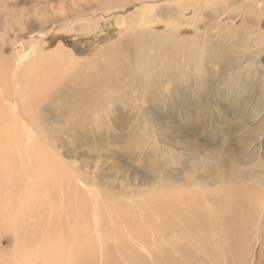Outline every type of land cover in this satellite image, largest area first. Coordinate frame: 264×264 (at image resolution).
Returning a JSON list of instances; mask_svg holds the SVG:
<instances>
[{"label":"bare ground","instance_id":"obj_1","mask_svg":"<svg viewBox=\"0 0 264 264\" xmlns=\"http://www.w3.org/2000/svg\"><path fill=\"white\" fill-rule=\"evenodd\" d=\"M169 1L171 4L162 10L166 23L161 20L158 23L145 22L146 19L142 16L141 20L144 22L142 27L136 28L129 23L126 24V28L119 34L117 43L113 45L114 47L116 45L119 49L115 50L121 53V56L119 54V58L114 57L111 63L116 68L114 71L118 72L117 75L112 73L111 75L106 70L103 71L104 74L86 76L87 79L83 83L71 84L70 87L61 86L57 91L50 93L49 99L52 103L50 107L59 110V114H47L46 118L41 119L37 115L39 112L34 100L36 92L34 94L29 91L31 93L29 94L19 89L16 94L17 101L9 99L11 94L7 85V72H0V179L12 181L17 175L11 168L14 162L11 159L13 154L10 152L9 145L18 141L17 135L16 137L13 135L17 132V128L15 131L11 130L15 128V119H9V116L7 118L6 110L10 109L15 117L21 113L22 117L23 115L28 117L33 123L35 121L34 125H39V129L45 133L43 138L47 148L44 152L47 154L45 157L54 158L60 164L70 167L56 151L52 156L48 154L53 151L54 146L47 140L46 133L48 131L53 133L54 130L60 132L64 129L62 133L73 137L72 144L71 142L69 145L63 144L65 147L72 145L69 147L71 151L83 150L85 154L93 153L98 158H100L99 154L102 155L104 152V156L113 161L110 177L97 174L92 175L90 179V173L80 163L81 166L70 167L71 171H68V168H66L67 171L62 167L58 168L57 173L60 179L69 181L74 175L79 181L87 179L89 181L86 182L87 184L102 185L109 181L105 180L109 177L114 180L112 184L115 183L117 186L112 189L107 187L99 189L92 201L96 218L92 227L97 232L96 240L101 245L99 251L95 246L96 241H91L87 232L89 220L87 222L84 220L81 225L85 232L74 233V237L82 238L84 243L77 249L75 247L74 261H56L51 256H55L57 250H53L50 244H41L35 255V258L40 261H17L15 256L16 261L12 264H152V260L142 261L140 256L142 251L151 258L158 259L155 262L163 261L160 256L164 254L170 255L173 261L177 259L181 262L193 260L195 255L200 257L206 255L207 252L203 246L207 248L209 241L216 243L221 237H224L223 244L227 245L225 248L232 247L234 253L233 243L235 245L236 241H240L235 234L246 226L243 215L247 206L244 207V201L242 205L236 201L239 212L232 210L234 204L230 199L237 200L234 192L242 189V187L236 189L227 186L237 178V173H234L237 170L231 168L227 173V161H233L235 156L232 153L228 159L224 158L220 155V150L215 154L214 152L204 154L203 146L198 144L195 137L206 132L207 120L230 117L234 121H244L246 117L244 106L251 102L257 92L256 103L260 102V106L264 108V26L262 25L264 17L260 15L264 16V0H253L254 2L250 3H247L249 0ZM143 3L148 5L152 2L146 0ZM243 8L246 10L244 14ZM230 21L235 22L233 24ZM121 24L118 30L124 27L123 20L118 22V25ZM164 26L167 27L164 28ZM228 28L230 29L226 31ZM213 31L215 33H212ZM120 35L123 38H120ZM152 51L155 53L154 56ZM150 73L153 77L148 79ZM253 76H256V79H253ZM211 96H214L215 100ZM9 100L13 102V104L10 103L13 105L11 108L5 105V101ZM133 101L149 102V113L160 116L165 125H170L169 127L164 125L162 128L155 126V131L158 132H153L155 138H152L159 142V146L154 142L152 144L148 124L129 125V120L124 113L127 108H134L131 106ZM18 103L20 113L16 109L19 107ZM111 106L113 109L110 108ZM257 106L259 108V105ZM114 112L116 114L112 119L111 113ZM71 118H74L71 125L67 124V126L63 123L69 122ZM139 118L141 117H136V121L141 120L144 123L143 119ZM48 119H52V124L44 125L43 120ZM88 121L96 124L89 126ZM61 123L64 127H58ZM172 123H174L173 126H171ZM110 129L122 135L109 137L107 133ZM221 131L223 132V130L213 132L216 133V138ZM235 132L236 128L227 127L220 140L224 143H233L231 139ZM34 135H30L34 140L33 147L38 143ZM156 135L160 137L165 135L166 144L159 141ZM60 145L63 146L62 143ZM179 145L183 146L179 147ZM32 149L36 150L35 147ZM143 149L146 151L143 152ZM173 149L178 150L177 156L171 155ZM119 152H124L129 161H132L133 172H128L129 165L125 166V169L124 166L119 165L121 163L117 161ZM113 153L116 155L113 156ZM205 156L210 158V161L213 160L215 169ZM36 159L39 160L37 170L39 167L46 177L50 176L49 173L47 174V167H42L45 164L44 158L43 161L41 157ZM180 160H184L183 164ZM173 164H179L181 167H174ZM262 166L264 167V164ZM90 169L95 170L91 167ZM33 171L36 172L34 168ZM207 172H212V176H208ZM132 173L140 178H135ZM241 178L259 183L264 187V173L252 174L251 171H246L242 173ZM212 179L215 181L214 184L221 186L220 190L208 189ZM74 191L77 194L79 190L74 188ZM154 193L152 197L136 200L130 205L121 202ZM237 196L240 197L239 194ZM85 208L84 206L83 209ZM100 211L107 214L106 218L108 217L114 237L112 241L116 244L117 261H111V253L107 244H104L106 236L101 224L105 222H102ZM207 219L212 223H207ZM219 226L224 231L227 229L228 231H222ZM210 228L211 237H208L206 232ZM215 229L216 233L213 232ZM168 236L170 238L166 243L164 242L168 248L163 249L160 243ZM213 236L215 238H212ZM155 244H158L161 250H156V254L152 256ZM159 251H161L160 254ZM222 251H224L223 246ZM98 252L101 260L96 261ZM239 254L242 255V251H239ZM163 264H167V261L164 260Z\"/></svg>","mask_w":264,"mask_h":264},{"label":"rangeland","instance_id":"obj_2","mask_svg":"<svg viewBox=\"0 0 264 264\" xmlns=\"http://www.w3.org/2000/svg\"><path fill=\"white\" fill-rule=\"evenodd\" d=\"M144 1L146 0H0V51H2L0 52V72H7V85L10 88L7 87L11 94V98L9 99L17 101L16 94L19 89L25 90V93H29V91L34 92V94L37 93L36 98H33L36 100L35 105L38 107L37 112L39 113H37V115L43 119L46 118L47 114H59V110L50 107L52 103L49 99L51 98L50 93L52 94L57 91L59 87H70L77 83H83L87 77L96 74H104L106 70L109 74L112 73L117 75L118 72L114 71L116 68L111 63L113 61L112 59H114V57L119 58L121 53L115 50L119 48L113 45L117 43L119 34L126 28V24L129 23L133 25V27L140 28L144 23L141 20L142 16L145 17V22L158 23L164 21V23H166V19L164 18L165 14H162V10H165L166 6L171 4V2L169 0H151L152 3L147 5L143 3ZM250 2L254 1H247V3ZM242 10L244 14L246 10L244 8ZM260 15L264 17L262 14ZM120 20H123L124 27L118 30L117 28L122 26V24L118 25ZM240 20L239 18V21ZM230 22L234 24L235 21ZM262 25L264 26V24ZM166 27L167 26H164V28ZM229 29L230 28L226 29V31ZM212 33H215V31ZM120 38H123V36ZM133 47L135 46L133 45ZM101 48L102 50L100 51ZM152 54L153 56L155 55L153 51ZM152 77L153 75L151 76L150 73L148 79ZM252 78L256 79V76ZM2 89L4 88L2 87ZM257 96L258 92L256 95L254 94L251 102L244 106V109L246 108V117L244 121H234L230 117L226 119L217 117L218 119L216 120H207L205 118L207 120L205 123L206 132L195 137L198 144L203 146L202 151L204 154L207 152H214L213 154H215L220 150V155L224 158L228 159L232 153L235 156L233 161H227V173L233 168V170H237L234 172L235 174L237 173V178L233 183L227 184V186L236 189L242 187V189H240L241 191L235 190L234 192V196H236L237 200L230 199L234 204L232 210L239 212L236 206L237 203L235 204L236 201H239L241 205L244 201V207L245 205L247 206L243 215L244 219H246V226L245 229L237 231L235 234L240 241H236L235 245L233 243V248H235L234 253L232 247L226 249L227 245L223 244L224 237H221L216 243L209 241L207 243V248L203 246L207 254L202 257L195 255L193 260L180 262L175 259L173 261L170 255L164 254V256H160L163 261L159 263L155 262L158 259H153L147 255L145 251H142L140 255L142 261L152 260V264H163L164 260L167 261V264H173V262H175V264H264V187L259 183L250 182L249 180L241 178L242 173L246 171H251L252 174L264 173V167L262 166V164H264V108L260 106V102L256 103V101H258ZM211 98L215 100L214 96H211ZM11 100L5 101L7 108L13 107V102ZM149 105V102L133 101L131 106L134 108H127L124 115L129 120V125L131 126H133V124L134 126H144L148 124L149 134H151V139L153 140L152 144L156 143L159 146V142L156 139L154 140L155 134L153 132H158L155 131V128L164 127L165 122L160 119V116H154V114L151 115L149 113ZM257 105H259V108ZM17 106H19V103ZM110 108L113 109V106ZM16 109L20 113V106ZM6 111L7 118L9 116V119H15V128H11V130L15 131L17 128V132H14L15 134L13 135H17L16 139L18 142H12L9 145L10 152L13 154L11 159L14 162L11 168L17 175L12 181L4 179L5 183L3 179H0V182H2L0 183V264H12L16 260L40 261L35 258V255L41 244H50L49 246H52L53 250H57V252H55L56 254L50 252L51 254H55V256H51V258L56 261H74L76 258L75 247L77 249L84 244L82 238L74 237V233L85 232L83 231V225H81L84 220L86 222L89 220L87 223L90 225L87 232L91 237V241H96L95 246L97 251H99L101 245L99 244L100 242L96 240L97 232L93 229V222L96 218L94 216L92 201L94 200V194H96L99 189H106V187L112 189L117 187L115 183V186L112 184L114 180L109 178V175L112 173L110 170V167L113 166L112 159H107L104 156V152L102 155L101 153L99 154L100 158L96 157L93 153L87 155L83 150H76L73 152L69 148L72 147V145L65 147V145H69L70 142L72 144L73 137L71 138V136L62 133L64 129L60 132L54 130L53 133L48 131L46 133L47 140L54 146V149H52L53 151L48 154L52 156L54 155V151H56L65 164L68 163L67 165L73 168L81 166L82 164L84 168H86L85 170L90 173V179L92 175L97 174L109 176L105 178V180L109 181H106V184L103 183L102 185L87 184L86 182H89L87 179L79 181L75 179L74 175L69 181L60 179L57 170L59 171L61 167L63 170L66 168L69 169L65 171H71L72 169L60 164L59 161L57 162L54 158H52V160L45 157V155H47L46 153L44 154V152H46L45 149H47L43 143L45 140L43 139L45 133L39 129V125H34L35 121L33 123L28 117L24 115L22 117L21 113L15 117L11 114L12 111L10 109ZM115 114L116 112L111 113L112 119ZM136 117H141L139 119H143L142 121H144V123L141 122V120H137V122ZM146 118L149 119L146 120ZM52 122V119L43 120L44 125H51ZM73 122L74 118H71L69 122L65 121L63 123L65 125H71ZM63 123L58 127H64ZM89 124V126H94L96 123L94 124V122H92L91 124V122H89ZM173 124L174 123H172L171 126H173ZM23 126H25V129ZM165 126L169 127L170 125L166 124ZM229 126L233 129L236 128V132L231 139L234 144L230 142L224 143L220 140L224 130ZM150 127H152V129ZM22 129H24L23 132ZM220 130H223V132L221 131L219 137L216 138V133L214 134L213 132H219ZM31 134H35L34 137H36L38 141L36 144L37 146H34L36 148L35 151L32 149L34 148L32 146L34 140L30 137ZM107 134L109 137L122 135L119 132H115L113 129H110ZM163 134L168 135V133ZM165 135L161 137L160 135L156 136L159 141L165 143L167 141ZM29 143L30 145H28ZM60 143L65 145L61 146ZM174 144L177 145L176 143ZM181 146L183 145H179V147ZM144 151H146V149H143V152ZM114 155L116 154L113 153V156ZM117 155V161L121 162L119 165L124 166V169L125 166L129 165L130 171L127 169L128 172H133L132 169H134V167L131 163L132 161H129L124 152H119ZM171 155L177 156L178 150L173 149ZM38 157H41L42 161L44 158L43 162L45 164H43L44 166L42 165V167H47V174L49 173L48 175L50 176L46 177L39 167L37 170L36 167L38 166L39 160L36 158ZM182 161L184 162V160H180V163L183 164ZM208 162H211L212 168H214L213 160L210 161V158H208ZM214 164L218 165V163ZM248 164H250V166ZM173 166L181 167L179 164H173ZM90 167L95 168V170L90 169ZM33 168L36 172L33 171ZM135 173H132L133 176L135 178L139 177ZM211 173L212 172H207L206 174H209L208 176L211 177ZM118 181L121 182L120 180ZM214 183L215 181L212 179L210 185L211 189L210 187L208 189L211 191L220 190L221 186ZM109 184L110 186H108ZM132 187L134 186L132 185ZM243 187L245 188L243 189ZM74 188L79 190L77 194ZM238 194L240 196L239 198L237 196ZM152 195H155V193L133 197L129 200L125 199L121 202L130 205L136 200L146 199L152 197ZM84 206L86 207L85 209H83ZM99 213L103 218L102 222H105L101 224L102 231L106 236L104 244H107L108 250L111 253V261H117L118 256H116L115 252L116 244L113 242L114 237L111 233L112 229L109 220H107L108 217L106 218L107 214H104L102 211ZM207 223L212 222L207 219ZM210 230L211 228L206 232V236L208 237H211ZM221 230L224 231V229ZM213 232L216 233V229ZM169 238L170 236L165 237L161 243L158 241L163 249L168 248L164 242L166 243ZM212 238H215V236ZM160 246L158 244H155V247L153 246L152 256L156 254V250H161L159 249ZM222 246L224 251L221 252ZM43 247L46 248V246ZM239 251H242V255H238ZM160 252L161 251H159V254ZM71 253L74 255L72 256ZM98 253L96 255V261H98V259L101 260L99 257L100 253ZM14 258H16V260Z\"/></svg>","mask_w":264,"mask_h":264}]
</instances>
